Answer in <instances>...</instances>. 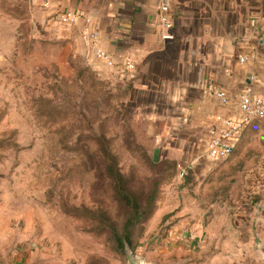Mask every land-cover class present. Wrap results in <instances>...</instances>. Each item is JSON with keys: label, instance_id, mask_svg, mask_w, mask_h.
I'll use <instances>...</instances> for the list:
<instances>
[{"label": "rangeland", "instance_id": "rangeland-1", "mask_svg": "<svg viewBox=\"0 0 264 264\" xmlns=\"http://www.w3.org/2000/svg\"><path fill=\"white\" fill-rule=\"evenodd\" d=\"M129 96L130 84L96 74L54 37L30 0H0V264H128V251L155 260L174 213L156 215L162 196L205 219L251 180L264 138L241 137L227 158L179 177L175 160L150 152ZM114 164L141 206L157 183L151 213L132 217L131 245Z\"/></svg>", "mask_w": 264, "mask_h": 264}, {"label": "crops", "instance_id": "crops-1", "mask_svg": "<svg viewBox=\"0 0 264 264\" xmlns=\"http://www.w3.org/2000/svg\"><path fill=\"white\" fill-rule=\"evenodd\" d=\"M167 1L173 21L166 31L169 39L161 36L162 0L30 3L75 57L100 76L112 74L130 84L129 101L135 117L146 122L150 152L191 167L201 159L211 161L206 144L221 132L217 117H239L238 97L247 85L264 95V0ZM61 13L79 19L64 23L58 19ZM84 17L90 19L89 40L82 38ZM97 49L113 64L98 58ZM244 54L250 58L240 64ZM126 57L136 67L132 79L127 78ZM218 90L226 92L225 102L215 94ZM248 136L264 138V123L252 120L237 142ZM256 146L262 150L260 143ZM255 166L251 180H239L236 192L212 203L205 219L196 208L176 209L170 193L162 196L156 215L174 212L163 225L167 234L158 239L155 260L149 254L137 256L147 264H264V155Z\"/></svg>", "mask_w": 264, "mask_h": 264}, {"label": "built area", "instance_id": "built-area-1", "mask_svg": "<svg viewBox=\"0 0 264 264\" xmlns=\"http://www.w3.org/2000/svg\"><path fill=\"white\" fill-rule=\"evenodd\" d=\"M159 11L160 25L165 30L161 36L164 39L172 38V35L166 32L173 27V21L170 15L167 0H162L161 4L159 5ZM58 19L61 22L73 24L79 19V16L61 13L58 15ZM90 35V19L88 17H84L82 38L89 40ZM96 56L102 59L107 65L113 64L111 57L101 49L96 50ZM249 58L250 56L244 54L240 55L238 60L239 63L242 64ZM124 66L127 71V78H134L136 75V67L130 57H126L124 59ZM215 94L223 102L227 100V94L225 91L218 90ZM238 108L240 112L239 117H217V120L222 125V129L219 136L212 137L207 141L206 154L210 160L219 161L227 158L236 145L238 137L241 135L246 125L252 120L256 119L264 123V95L254 92V89L251 85H247L239 94ZM179 167V177H182L186 173V168L185 166Z\"/></svg>", "mask_w": 264, "mask_h": 264}, {"label": "trees", "instance_id": "trees-1", "mask_svg": "<svg viewBox=\"0 0 264 264\" xmlns=\"http://www.w3.org/2000/svg\"><path fill=\"white\" fill-rule=\"evenodd\" d=\"M238 144V142L236 143V145ZM236 145L234 146V148L232 149L231 153L233 152V150L235 149ZM109 172L112 175V177L114 178V190L115 193L117 194L118 198L125 204L128 205L131 210H132V216L128 217L124 227H123V233H122V241L131 245V234H130V227L133 225V216H139L144 215V214H148L151 213L152 209V202L155 199V192L157 189V183H154L153 189L152 191L148 194L147 199H146V203L144 206H141V202L139 200V198L133 194L131 191L127 190L126 188V179L123 178L118 170L116 169V166L114 164L110 165L109 167ZM156 186V187H155Z\"/></svg>", "mask_w": 264, "mask_h": 264}, {"label": "water", "instance_id": "water-1", "mask_svg": "<svg viewBox=\"0 0 264 264\" xmlns=\"http://www.w3.org/2000/svg\"><path fill=\"white\" fill-rule=\"evenodd\" d=\"M261 252L264 256V248H261ZM128 264H147L143 262L141 259L137 258L135 255H132L130 251H128Z\"/></svg>", "mask_w": 264, "mask_h": 264}]
</instances>
